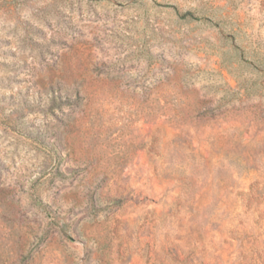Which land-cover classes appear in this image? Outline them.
<instances>
[{
  "label": "rangeland",
  "instance_id": "rangeland-1",
  "mask_svg": "<svg viewBox=\"0 0 264 264\" xmlns=\"http://www.w3.org/2000/svg\"><path fill=\"white\" fill-rule=\"evenodd\" d=\"M0 264H264V0H0Z\"/></svg>",
  "mask_w": 264,
  "mask_h": 264
},
{
  "label": "trees",
  "instance_id": "trees-1",
  "mask_svg": "<svg viewBox=\"0 0 264 264\" xmlns=\"http://www.w3.org/2000/svg\"><path fill=\"white\" fill-rule=\"evenodd\" d=\"M184 18H195L194 15L190 12H187L183 15Z\"/></svg>",
  "mask_w": 264,
  "mask_h": 264
}]
</instances>
